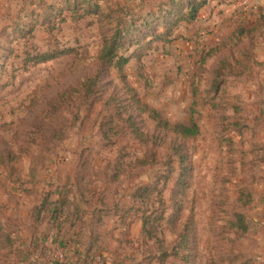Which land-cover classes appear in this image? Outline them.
<instances>
[{
	"label": "rangeland",
	"instance_id": "1",
	"mask_svg": "<svg viewBox=\"0 0 264 264\" xmlns=\"http://www.w3.org/2000/svg\"><path fill=\"white\" fill-rule=\"evenodd\" d=\"M189 1L0 0V264H264V0Z\"/></svg>",
	"mask_w": 264,
	"mask_h": 264
},
{
	"label": "trees",
	"instance_id": "2",
	"mask_svg": "<svg viewBox=\"0 0 264 264\" xmlns=\"http://www.w3.org/2000/svg\"><path fill=\"white\" fill-rule=\"evenodd\" d=\"M206 3V0L202 1H195V0H190V11L188 13L183 14L182 20L188 21V22H194L200 10L204 7ZM122 36L121 33H114L113 37H106L103 42V48L100 54V58L102 61H104L105 64H110V65H116L119 70H122L125 64L128 63V58L123 57V56H118V47L119 44L122 42ZM73 50H67V51H56V52H47V53H40L36 55L35 57L32 58L31 61L35 62V64H44L49 61L55 60L57 58H60L64 55H68L72 53ZM118 58V61L115 62V60ZM93 82V81H92ZM92 82L88 86V90L91 89L92 87ZM137 97V96H136ZM136 103L142 108L143 113H148L150 115V118L156 122L158 127L161 129L170 132L171 134H174L177 137L184 138V139H193L196 138L199 133H200V127L198 123L195 121L193 118V115L191 116L190 122L188 124L185 123H176L172 124L170 123L167 119L162 117L160 113L150 107H147L146 105L141 104L140 100L136 99ZM151 161H143V166H147L150 164ZM185 163L182 161L180 165L181 175L184 174L183 169H185ZM149 188H146L145 190L148 191ZM159 199L157 202L163 203V197H162V191L158 193ZM239 200L244 201L245 206H249L252 204V195L251 193H246L242 192L240 194ZM64 211L63 206H55L52 208V221L53 220H58L59 216L62 215ZM33 218V216H32ZM237 222L233 223V226L235 228H238V230L242 231L243 233H247L249 231L248 224L246 223V218L242 214L236 215ZM67 219V218H66ZM147 225H148V220L145 218L144 219V230H147ZM183 242L188 244L189 242V233H185L184 235ZM13 239L8 235L5 230L2 228L0 225V250L4 249L6 245L11 243L13 245ZM166 257L168 255L164 253Z\"/></svg>",
	"mask_w": 264,
	"mask_h": 264
}]
</instances>
